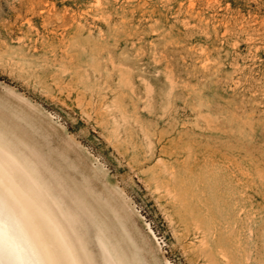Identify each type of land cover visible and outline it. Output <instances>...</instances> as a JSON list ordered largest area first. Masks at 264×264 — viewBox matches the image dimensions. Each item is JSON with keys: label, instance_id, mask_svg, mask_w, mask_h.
<instances>
[{"label": "rangeland", "instance_id": "374dc122", "mask_svg": "<svg viewBox=\"0 0 264 264\" xmlns=\"http://www.w3.org/2000/svg\"><path fill=\"white\" fill-rule=\"evenodd\" d=\"M0 174L74 263L264 264V0H0Z\"/></svg>", "mask_w": 264, "mask_h": 264}, {"label": "bare ground", "instance_id": "6f19581e", "mask_svg": "<svg viewBox=\"0 0 264 264\" xmlns=\"http://www.w3.org/2000/svg\"><path fill=\"white\" fill-rule=\"evenodd\" d=\"M11 186L6 185L0 176V202L15 208L17 224L15 233L9 235L4 225L0 223V264H64L54 247V244H57L67 257L70 254L68 252L70 248L67 251L66 240L64 241L61 235V229L59 230L54 221L32 202L30 204L25 201L23 195L17 196L13 191L16 189L12 190ZM68 262L77 264L71 255Z\"/></svg>", "mask_w": 264, "mask_h": 264}, {"label": "clouds", "instance_id": "9594fccd", "mask_svg": "<svg viewBox=\"0 0 264 264\" xmlns=\"http://www.w3.org/2000/svg\"><path fill=\"white\" fill-rule=\"evenodd\" d=\"M0 223H2L9 233V235H13L16 231V220H15V208L0 202Z\"/></svg>", "mask_w": 264, "mask_h": 264}]
</instances>
